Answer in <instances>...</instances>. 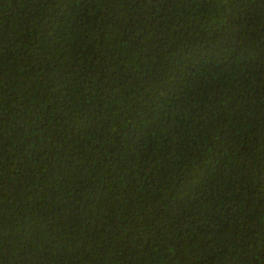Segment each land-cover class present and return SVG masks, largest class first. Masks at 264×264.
Listing matches in <instances>:
<instances>
[{
    "label": "trees",
    "instance_id": "16d2710c",
    "mask_svg": "<svg viewBox=\"0 0 264 264\" xmlns=\"http://www.w3.org/2000/svg\"><path fill=\"white\" fill-rule=\"evenodd\" d=\"M0 264H264V0H0Z\"/></svg>",
    "mask_w": 264,
    "mask_h": 264
}]
</instances>
